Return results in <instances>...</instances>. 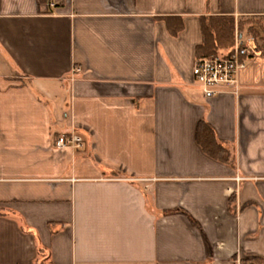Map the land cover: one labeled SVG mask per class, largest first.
Masks as SVG:
<instances>
[{
	"label": "crops",
	"instance_id": "crops-1",
	"mask_svg": "<svg viewBox=\"0 0 264 264\" xmlns=\"http://www.w3.org/2000/svg\"><path fill=\"white\" fill-rule=\"evenodd\" d=\"M206 15L264 0H0V264L264 258V53L237 94L204 97ZM200 119L229 163L197 145ZM70 133L82 147L54 145Z\"/></svg>",
	"mask_w": 264,
	"mask_h": 264
},
{
	"label": "trees",
	"instance_id": "trees-1",
	"mask_svg": "<svg viewBox=\"0 0 264 264\" xmlns=\"http://www.w3.org/2000/svg\"><path fill=\"white\" fill-rule=\"evenodd\" d=\"M164 20L170 34L176 35L180 31L182 27L180 17H165ZM199 23L202 41L195 47L196 59L228 54L234 44L235 29L242 30L245 24L229 15L201 16ZM247 30L252 31V27ZM259 31L264 34V27H260ZM259 50L264 53V45ZM195 141L204 154L210 158L225 164L229 163V150L217 140L214 128L204 119H200L196 124ZM243 264H264V258L254 257Z\"/></svg>",
	"mask_w": 264,
	"mask_h": 264
},
{
	"label": "built area",
	"instance_id": "built-area-1",
	"mask_svg": "<svg viewBox=\"0 0 264 264\" xmlns=\"http://www.w3.org/2000/svg\"><path fill=\"white\" fill-rule=\"evenodd\" d=\"M60 0H44L45 8L52 10ZM258 53L252 37L243 39L242 33H235L234 44L228 54L216 55L196 59L192 67V76L195 84L206 98L220 93L237 94L239 88L238 74L246 65V61ZM79 68L74 67L73 73ZM56 147L80 148L83 138L76 133L57 137Z\"/></svg>",
	"mask_w": 264,
	"mask_h": 264
},
{
	"label": "rangeland",
	"instance_id": "rangeland-1",
	"mask_svg": "<svg viewBox=\"0 0 264 264\" xmlns=\"http://www.w3.org/2000/svg\"><path fill=\"white\" fill-rule=\"evenodd\" d=\"M237 20L245 22V24H243V29L237 30V33H242L243 39L252 37L255 47L260 49V47L264 45V40H262L264 39L262 38L264 34L259 31V28L264 27V17H241ZM249 27H252V31L247 30Z\"/></svg>",
	"mask_w": 264,
	"mask_h": 264
}]
</instances>
